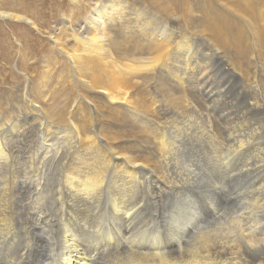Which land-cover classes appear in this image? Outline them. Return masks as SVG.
<instances>
[{"label": "bare ground", "instance_id": "bare-ground-1", "mask_svg": "<svg viewBox=\"0 0 264 264\" xmlns=\"http://www.w3.org/2000/svg\"><path fill=\"white\" fill-rule=\"evenodd\" d=\"M254 2L197 0L180 16L167 0L0 11L19 23L0 56L20 69L0 74V264H264V0ZM47 23L37 60L28 35ZM215 66L230 78L221 92ZM232 77L239 122L220 107ZM206 135L220 153L188 161L187 142Z\"/></svg>", "mask_w": 264, "mask_h": 264}, {"label": "rangeland", "instance_id": "rangeland-1", "mask_svg": "<svg viewBox=\"0 0 264 264\" xmlns=\"http://www.w3.org/2000/svg\"><path fill=\"white\" fill-rule=\"evenodd\" d=\"M22 0H0V5H2V7L0 6V8L2 9H0V11H3V12H5V11H9V10H11V11H14V12H16L15 10L16 9H18L20 6V2H21ZM168 1V3H167V6H168V10H170V11H175L176 13H179L178 14V16H180L181 14V10H182V7H181V5H184L185 7H186V9L190 12L191 10H194L193 8H195V5H196V3H197V0L195 1V0H186L185 1V3H182L180 0H167ZM245 1V0H244ZM253 3H255L254 2V0H251ZM6 2V3H5ZM11 2H13V3H11ZM187 2V3H186ZM9 3V4H8ZM11 3V4H10ZM4 4H5V8H4ZM6 4H7V7H6ZM171 4V5H170ZM194 4V5H193ZM12 5V6H11ZM187 5V6H186ZM152 9L151 10H153V11H158V10H155L154 9V7L153 6H150ZM171 7V8H170ZM7 8H9V10L7 9ZM175 8V9H174ZM258 9V8H257ZM194 15H196L195 13H194ZM225 15H228L230 18H231V14L229 13V11H227V10H225ZM233 17V16H232ZM186 20V21H185ZM187 22V23H186ZM49 23H50V21H49ZM17 24V26H19V23H17V22H13V21H10V20H5V19H0V49L2 50L4 47H6V45H7V47H9V44L8 43H12L13 41V37H11V38H9L10 36H11V34H10V31H12V29H11V27H13L14 25H16ZM194 24H196V22H195V19H193L192 20V18H189L188 16L186 17V18H184V17H182V18H180V20H179V25L182 27V28H186V27H192ZM23 25V27L25 26V24L23 23L22 24ZM26 27H28V26H26ZM47 28L45 29V28H43V27H41V30L42 31H40L39 33H38V31H36L35 29H31L30 27H28V28H30V34L28 35V37L30 38L29 40H31V38L33 37V36H35L36 38H38L39 39V42L37 43V44H35L33 41H29L30 42V44L32 45L31 46V53L32 54H35V55H37V60L38 59H40L39 57H40V52H45L46 50H44V49H42L41 47H45V49H50L49 47H48V45L50 44V42H49V39H48V34L49 33H47L50 29L52 30L53 29V27H54V25H50V24H48L47 23V26H46ZM191 27H190V29L189 30H191ZM14 28H16V26L14 27ZM18 28V27H17ZM193 28V27H192ZM20 29H23V28H20ZM44 29V30H43ZM50 30V31H51ZM2 31V32H1ZM21 30H18V29H15L14 30V32H16L15 34L18 36L19 35V32H20ZM6 32H7V34H6ZM3 33V34H2ZM18 33V34H17ZM21 33H22V31H21ZM250 33V32H249ZM9 36V37H8ZM250 37V39H251V37H252V35H250L249 36ZM7 38V39H6ZM6 39V40H5ZM40 43V44H39ZM41 45V46H40ZM4 46V47H3ZM12 46V45H11ZM3 47V48H2ZM40 50H39V49ZM253 48V49H252ZM250 50H251V53H252V55L254 56L252 59L254 60H256V58H255V55H256V51H255V47L254 46H251L250 47ZM34 52V53H33ZM46 53V52H45ZM5 55V54H4ZM4 56H0V59H1V61H0V66H4V67H0V74H1V72H3V73H5V72H11V69H9V66L13 69V71L14 72H17L18 73V71H20V69H18L17 68V66H18V64H17V61H14V64H13V66H11L12 65V61H10V62H5V60H4V58H3ZM3 59V60H2ZM254 60V61H255ZM3 61H4V63H3ZM6 63V64H5ZM215 63L217 64V61H215V60H211L210 62H209V64H211V65H215ZM4 64V65H3ZM8 64V65H7ZM41 64V63H40ZM40 64H38V66H35L34 65V68L36 67V68H38L39 69V65ZM253 64V63H252ZM7 65V66H6ZM5 67H6V69H5ZM2 68H4V69H2ZM17 69V70H16ZM218 69H219V66H215L213 69H212V74H211V78H212V82H213V84H215L214 86H213V88H216L217 90V92H221L222 91V88L220 89V87L222 86V84L224 83V82H226L228 79H230V78H228V77H226V78H221L220 77V74H218V76H217V71H218ZM214 70V71H213ZM219 72V71H218ZM214 73L216 74V76L214 75ZM43 75V74H42ZM216 77V78H215ZM219 79H218V78ZM228 78V79H227ZM233 79H231L230 81H229V84L228 85H231V86H228L227 85V91H229L230 93L228 94V97H227V99H228V101H226L225 102V98H224V93L222 94V99H221V104H220V107H221V110L222 111H226V113H232V118H233V120L235 121V122H239V119H238V117H239V114H238V112L237 111H239L240 109H241V103H239V96H237L238 94H236V90L238 89V84L236 85V87L234 88V81H235V79H236V77H232ZM218 79V80H217ZM51 80H52V82H50V88L52 89V87L55 89V90H58V88H59V86H58V84H57V76H53L52 78H51ZM38 82H39V80H38ZM233 86V87H232ZM229 87H230V89H229ZM62 88V86L59 88V89H61ZM218 89H219V91H218ZM236 91V92H235ZM62 96V95H61ZM237 97H238V99H237ZM232 98V99H231ZM236 100V101H235ZM232 103V104H231ZM239 105V107H237L238 105ZM231 106V107H230ZM223 107V108H222ZM228 110H229V112H228ZM224 111V112H225ZM238 116V117H237ZM224 124V127H225V123H223ZM204 127H206L205 126V124L203 125ZM206 131H208V127L206 128ZM226 132H227V134L229 133L227 130H226ZM203 140H205V141H203V140H201V141H197L196 139H191V140H189L188 142H187V145H186V147H187V149L189 148L190 150H192V151H190L189 149L185 152L186 153V159L188 160V161H192V160H195V159H198L199 158V160L200 161H204L209 155L210 156H215V155H217L218 153H220V152H218L219 150H215L214 148L212 149V145H214V147H219L218 145H216V144H219V141L216 139V138H213V137H211V136H207L206 135V138H202ZM206 139H208L207 141H206ZM217 140V142H216V140ZM196 140V141H195ZM215 140V141H214ZM203 141V142H202ZM195 145H193L192 143ZM197 142V143H196ZM201 142V143H200ZM214 142V143H213ZM203 144V145H202ZM205 144V145H204ZM208 144V145H207ZM191 145V146H190ZM199 145H201V146H199ZM211 145V146H210ZM197 146H198V148H197ZM211 147V149L209 148V147ZM194 147V148H193ZM207 148V149H206ZM209 148V149H208ZM197 149V150H196ZM196 150V151H195ZM207 150H209V151H207ZM206 151V152H205ZM190 152V153H189ZM198 152V153H197ZM200 152V153H199ZM214 153H215V155H214ZM217 153V154H216ZM188 154V155H187ZM198 155V156H197ZM203 155L205 156L204 158H202L203 157ZM196 156V157H195ZM200 156V157H199ZM195 157V158H194ZM157 166H158V169H159V167L161 168V169H159L160 171L161 170H163V165L162 164H157ZM207 182H209V181H207ZM211 183V182H210ZM212 184V183H211ZM204 188L206 189V187H205V184H204ZM206 190H208V189H206ZM203 193L205 194V192L203 191ZM206 197V195L204 196V198ZM207 204H208V202H207V199L205 198V200H204V206H207ZM228 207H230V205L229 206H220V207H218V210L220 211L219 212V217L220 218H222V216L223 217H225L227 214H228V210H230L231 208H232V205H231V207H230V209H228ZM221 208V209H220ZM226 208V209H225ZM223 209V210H222ZM160 210L163 212V214H164V216H165V212H164V210H163V208H158L157 210H156V213L157 214H160L161 212H160ZM204 211H206V210H204ZM222 212V214H220ZM225 212V213H224ZM227 212V213H226ZM224 214V215H223ZM222 215V216H221ZM166 217V216H165ZM230 217V216H229ZM210 220H211V218H209L208 220L206 219L205 220V223L207 222V221H209V223H208V225L209 226H211L212 225V223L210 222ZM124 233V232H123Z\"/></svg>", "mask_w": 264, "mask_h": 264}]
</instances>
